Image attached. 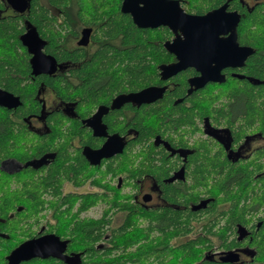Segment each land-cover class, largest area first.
Returning <instances> with one entry per match:
<instances>
[{
  "label": "flooded vegetation",
  "instance_id": "flooded-vegetation-1",
  "mask_svg": "<svg viewBox=\"0 0 264 264\" xmlns=\"http://www.w3.org/2000/svg\"><path fill=\"white\" fill-rule=\"evenodd\" d=\"M90 1L89 8L105 6ZM25 2L18 11L0 0V22L15 19L17 24L15 39L0 31V264H13V250L45 234L65 241V249L14 264H122V259L135 264L136 257L122 249L135 254L136 244L120 239L123 231L134 229L146 234L144 241L152 246L163 242L156 246L161 261L145 254L150 264L181 263L183 258L174 251L187 243L200 257L197 264H264L257 250L264 205L242 221H234L231 211L237 180L264 191V114L254 116L242 90L233 91L241 81L264 83V75H250L246 68L255 49L244 40L249 18L242 20L246 25L238 32L242 16L264 0H237L235 7L229 0L205 7L203 0H178L186 12L205 8L189 12L195 14L226 2V10L240 16L236 42L253 51L242 64L211 62L222 64L218 74L223 80H206L196 87L190 80L201 72L194 66L162 77L161 67L177 60L165 46L175 34L166 25L147 27L146 43L161 49L147 50L152 79L134 88L111 81L115 76L122 80L129 50L143 43V36L127 44L120 35L104 34L94 12L79 17L78 0ZM40 8L47 11L46 17ZM85 28L87 41L80 44ZM229 34H219L223 52ZM105 47L107 54L119 58L90 74L87 64ZM38 50L53 57V70H41ZM258 55L264 66V49ZM11 58L18 66L9 64ZM107 85L116 86L108 90ZM147 87L160 88V94L158 90L149 100L125 99L115 105L117 97ZM255 102L264 109V95ZM177 103L179 110L174 109ZM142 129L149 135L136 141ZM110 140L113 152L101 155L98 150ZM205 153L215 160V168L203 177L195 169ZM57 165L59 171L50 172ZM127 208L131 224L124 219ZM164 211L181 212L179 229L168 222L167 227L161 225ZM233 254L237 260L224 259Z\"/></svg>",
  "mask_w": 264,
  "mask_h": 264
},
{
  "label": "trees",
  "instance_id": "trees-1",
  "mask_svg": "<svg viewBox=\"0 0 264 264\" xmlns=\"http://www.w3.org/2000/svg\"><path fill=\"white\" fill-rule=\"evenodd\" d=\"M52 1L54 3H60L65 2L66 0H48ZM88 0H78L79 9L77 10L79 12L80 18H86V13L94 12L95 18L98 19V22H102L101 28L103 29V33L110 36H121L122 39L125 41V43L130 44L131 42H135V38L140 36H143L144 39L143 43L137 42L135 45L129 50L131 54H128V61L125 63L124 69H121L120 77L122 80L120 81L117 76L112 79L111 82L117 81L116 85H120V88L128 87V85L133 84L132 88L137 87L141 84H145L151 81L152 76L148 71L147 67L149 65V59L147 50H150L152 47L155 50H160V46L158 45H152L149 46L145 41L146 35L149 34L150 30L147 28H139L136 25L133 24L131 17L127 13H123L120 11V0H89L90 3L93 4H104L105 6L103 8L101 7H94L89 8L88 7ZM225 0H203L201 3V6H211V5H217L222 3ZM237 3V0H229V4L232 7H235V4ZM186 9V8H185ZM189 12H195V13H201L205 11V8H187L186 9ZM40 13L43 17L47 16V11L44 8H40ZM34 16V15H33ZM245 18H249L250 22L247 23V25L242 21ZM104 21V22H103ZM16 21L15 19H7L0 22V31L1 33H7L10 37V39H15V32L17 31L16 27ZM243 25H246L247 28V34L248 37L244 38V40L254 46V52L249 56V59L247 60L246 68L248 69V74L254 75L260 78H263L262 75H264V66H261L259 63V55L258 51L260 49H264V5H261L258 8L252 9L249 13L242 16L240 19L239 25H238V32L239 28ZM154 33L157 34H163L164 31H157L155 30ZM241 34V33H240ZM5 35V34H4ZM141 40V39H139ZM151 43V42H150ZM108 47H105L104 51H99L97 54L95 61L92 63L87 64V68L89 69L87 72L91 73H99L103 70L105 65L107 63L113 65L114 62L117 61L119 58V54L110 56L107 54ZM106 51V52H105ZM123 59L124 56L120 55ZM154 58V57H153ZM16 59L11 58L10 65L12 66H18V61H15ZM155 67V65H154ZM119 82H122L121 84H118ZM107 85L106 88L108 90H111L114 88V86ZM179 87L178 89H180ZM241 90L243 92V96L247 97V104L250 107L252 114L254 116L264 114V109L262 110L257 106V103L255 102V99L262 97L264 95V83H257L250 85L246 82H239V86L234 88V93L241 94ZM168 96L171 98L173 96V93L168 94ZM175 110H179V103L175 104L174 106ZM249 111V112H251ZM191 110H185L184 113H189ZM171 121H178L179 118H172ZM169 121V122H171ZM7 126V125H6ZM9 128V124H8ZM142 134L140 133L138 139L136 141H139L144 136L145 138L149 135V131L147 129L141 130ZM143 137V138H144ZM192 159L194 161H197L198 158L194 155L192 156ZM152 161L150 160V163ZM215 160L210 158L207 153L204 154V159L201 158L199 161V164L197 165L195 171L200 174V176H206V174L211 173V168H215ZM62 167L65 166L64 164H59ZM59 171V166H54L50 169V172ZM243 180H246L244 178ZM238 181V180H237ZM235 182V188L234 193L232 196V217L234 221H242V219L245 217L246 213L252 215L253 212L257 211L262 205H264V191H260L258 189V186H249L248 182L240 183ZM234 187V186H233ZM169 193H172V189L168 190ZM240 198H243L242 203H240ZM93 201H90L89 204H92ZM126 209V208H125ZM128 209V208H127ZM130 209V207H129ZM128 209V214L125 216V220L127 224H131L130 219H132V216L130 215V210ZM163 220L160 222L164 223L161 224L163 226H169L166 224H170L171 227H174L176 230L179 229V226L181 227L180 217L181 212L180 211H164L163 212ZM168 222V223H167ZM125 230V228H123ZM142 231H138L136 229L131 231L122 232L120 239L125 244H136V251L135 254L133 252H125V249H122L123 253H128L126 256L129 257H136L135 260L137 262L135 264H150L148 256L150 254L154 255L159 261L162 259V252H158V248L156 246L162 245L163 242L158 243L155 246H152V243L145 242L146 234L143 236ZM259 234L261 235V240H259V244H257V250L259 251V259L264 262V225L261 224L259 228ZM149 241H154L155 239H147ZM161 241V240H159ZM162 249V247L160 248ZM173 252V251H172ZM147 253V257L145 254ZM176 257L183 258L181 263H171V264H197L200 258L198 255H196V251L193 248L192 244L187 243L184 247H181V245L177 248V250L174 251ZM146 257L143 259V257ZM258 259V258H257ZM125 259H122V264H125Z\"/></svg>",
  "mask_w": 264,
  "mask_h": 264
},
{
  "label": "water",
  "instance_id": "water-1",
  "mask_svg": "<svg viewBox=\"0 0 264 264\" xmlns=\"http://www.w3.org/2000/svg\"><path fill=\"white\" fill-rule=\"evenodd\" d=\"M15 10L22 11L26 4L25 0H7ZM227 3L209 10L203 14H195L184 11L178 0H122L120 11L130 15L133 23L141 28L157 27L159 25L168 26L174 37L165 42L166 48L175 54L176 61L165 64L161 67L162 77L175 74L186 66H194L201 73L190 80L196 87L203 85L206 80L221 81L222 76L218 74L222 64L211 66V62L223 59L229 64H242L253 48L249 46H239L236 42V26L239 22V14L236 11H227ZM230 31L225 52L219 44L220 33ZM88 28L82 30V36L78 43L85 44L87 41ZM42 44V42L40 43ZM40 48V47H39ZM38 48V49H39ZM37 56L41 58L42 71L53 70L54 59L50 55H45L41 50L37 51ZM45 65L50 68L46 69ZM223 65H226L224 63ZM216 71V72H215ZM159 90V91H158ZM160 88L147 87L137 92L121 95L116 98V104L125 99L149 100L158 96ZM158 91V95L155 94ZM154 92V93H153ZM111 140L106 142L98 152L101 155H108L114 145ZM122 146L114 150H119ZM65 249V241L60 240L54 234H45L36 239L27 240L10 255V261L14 264L22 259L33 256L48 257L55 256L57 252ZM225 260H237L236 254Z\"/></svg>",
  "mask_w": 264,
  "mask_h": 264
}]
</instances>
